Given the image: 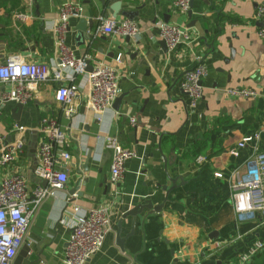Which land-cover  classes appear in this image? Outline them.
Returning a JSON list of instances; mask_svg holds the SVG:
<instances>
[{"label":"crops","instance_id":"1","mask_svg":"<svg viewBox=\"0 0 264 264\" xmlns=\"http://www.w3.org/2000/svg\"><path fill=\"white\" fill-rule=\"evenodd\" d=\"M107 1L109 6L121 2L120 12L133 13L141 35L128 46L126 38L95 35L99 18L127 19L120 13L113 18L101 0H0V65L11 56L53 64L58 34L51 23L71 3L77 12L68 19L67 47L92 66H114L120 76L121 102L115 107L114 101L101 114L86 108L87 77L80 76L77 112L70 118L55 100L58 83L40 84L23 104L21 135L12 113L17 102L3 103L1 98L12 86L0 83V134L9 143L18 137L24 140L20 158L11 168L0 169V179L18 173L30 190L36 188L39 181L33 172L45 139L39 132L45 119L63 127L65 150L72 157L66 165L65 189L48 197L31 221L26 243L34 253L41 251L33 264H63L70 224L105 204L112 206L110 229L87 264H264V251L242 260L250 246L264 242V223L259 216L240 217L231 202L237 176L245 175L255 154L264 152V39L258 35L264 24L255 18L264 0H194L191 17L176 9L175 0ZM90 21L95 23L93 30L83 33L82 26ZM159 21L189 30L191 44L163 52ZM200 64L207 75L203 97L192 108L181 81L186 71ZM237 87L255 90L258 96H227L228 89ZM250 135L259 139L232 155ZM107 137L136 153L126 161L116 195L109 182L113 153L107 149ZM90 153V171L82 176H88L89 184H80L76 167L85 166ZM199 158L204 160L199 163ZM76 187V195H81L70 196ZM148 204L153 209H147Z\"/></svg>","mask_w":264,"mask_h":264},{"label":"built area","instance_id":"2","mask_svg":"<svg viewBox=\"0 0 264 264\" xmlns=\"http://www.w3.org/2000/svg\"><path fill=\"white\" fill-rule=\"evenodd\" d=\"M31 3V0H28ZM191 0H175V7L179 12L187 13ZM77 8L73 4L63 6L60 18L51 23L50 28L57 32L55 47L57 60L53 64L31 63L20 56H11L0 65V83L8 84L11 91L3 93L2 102L13 101L25 104L31 98L32 91L40 84L58 83L55 91V100L61 107L66 118L77 112L75 98L78 94L76 80L86 75L88 94L86 108L97 114L103 113L116 100L119 93L120 76L114 66L104 62H95L93 71L88 73L86 59H77L74 52L65 44L64 34L68 28V19L76 14ZM15 18L27 22L26 16L17 15ZM255 18L264 24V2L255 12ZM95 35H115L122 39L136 40L141 35L138 25L125 19L120 22L114 19L99 18ZM157 29L162 41L169 51L192 42V36L184 27L157 22ZM260 38L264 39V25L258 30ZM121 56L117 63L121 62ZM207 75L203 64L186 71L181 81V89L188 96L190 106L196 107L203 97L202 81ZM227 96L238 99L254 100L258 92L246 88H230ZM2 112L0 110V118ZM131 123L135 125L136 120ZM19 135L25 129L16 126ZM39 132L45 139L40 143L38 150V164L34 170V177L39 181L36 188L30 190L26 178L18 173L6 174L0 179V264H14V261L26 243L31 221L39 212L42 204L48 197L56 196L65 189L69 176L66 165L71 160V154L65 150L66 136L63 127L57 120L45 119L42 121ZM258 135L246 136L231 154L238 156V150L249 144H254ZM107 149L111 150L112 164L110 167V185L112 194H118L117 187L125 175L126 161L136 156L135 151L123 148L115 138H106ZM24 140L18 137L7 142L0 134V169L11 168L23 153ZM204 159L199 158L198 162ZM221 178V174L215 175ZM42 182H47L43 187ZM231 202L235 212L240 217L259 216L264 223V152L256 153L249 163L248 172L237 176L231 186ZM115 194V195H116ZM78 209L75 212L78 214ZM112 206L105 204L89 212H84L73 221L70 228V238L67 244L63 264H87L89 259L97 254L104 243L110 229ZM264 250V242L257 241L250 246L243 256L244 262L255 257Z\"/></svg>","mask_w":264,"mask_h":264},{"label":"water","instance_id":"3","mask_svg":"<svg viewBox=\"0 0 264 264\" xmlns=\"http://www.w3.org/2000/svg\"><path fill=\"white\" fill-rule=\"evenodd\" d=\"M193 2H194V0H191L190 8H192ZM101 5L103 7H105V9H108V11L110 12V14H111V16L113 18H116L118 16V14L120 13L121 16H124L128 20L133 21V13H131V12H120V7L122 5L121 2H116L115 4H112L111 6H109L107 0H101ZM191 14H192V11L189 10L188 11L189 17H191ZM84 23H85V20H84V22L81 21L82 25ZM87 23H88V26H86V27L82 26V32L83 33H87V31H92L94 26H95L94 21H90V22H87ZM124 42H125L124 44L128 46V45L131 44V39L130 38H126ZM161 48H162L163 52H167V46H166L164 41L161 43ZM121 49H122V46H119L118 50H121ZM231 51H232L231 57H233V55L235 53V50H233L231 48ZM86 64H87V68H86L87 72L91 73L93 71V66L91 65V62L88 60V61H86ZM120 102H121V97H117L115 102H114L115 103L114 104L115 107H117V104H119ZM22 110H23V104L17 103L15 109L12 112L13 113V118L16 121L17 126L20 125V115H21ZM87 158H88V160H87L85 166L76 167L77 171L79 172V178H78L77 182H79L80 184L84 183V185L89 184L88 176L86 178H83L82 176H83V174H88L89 171H90V169L88 167V163H89V160L92 158V154L90 153L87 156ZM42 185H43V187H46L47 186V182H42ZM77 185H78V183H77ZM77 191L78 190H77V187H76V188H74L72 190V192L69 195L72 196V197H74V196L76 197V196L81 195V194H79V195L77 194L76 195ZM72 202L73 201L70 200V203H72ZM146 208L149 209V210L153 209V207H151L150 204L146 205ZM40 253H41L40 250H38L37 253L36 252L34 253L32 251V247L30 246V244L25 243L23 245V247L20 249V251H19V253H18V255H17V257H16V259L14 261V264H33V263H35V262L40 260V257H41Z\"/></svg>","mask_w":264,"mask_h":264},{"label":"trees","instance_id":"4","mask_svg":"<svg viewBox=\"0 0 264 264\" xmlns=\"http://www.w3.org/2000/svg\"><path fill=\"white\" fill-rule=\"evenodd\" d=\"M196 146H197V150H199V149H200V144L198 145L197 143H195V144L193 145L194 148H195ZM263 251H264V250H263ZM258 254H259V253H258ZM258 254H257V255H258ZM257 255H256V256H257Z\"/></svg>","mask_w":264,"mask_h":264}]
</instances>
